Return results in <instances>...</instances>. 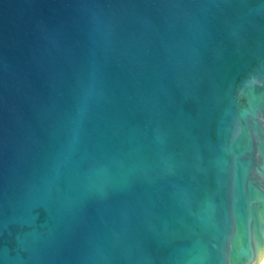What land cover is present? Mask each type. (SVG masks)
Instances as JSON below:
<instances>
[{"label":"water","instance_id":"95a60500","mask_svg":"<svg viewBox=\"0 0 264 264\" xmlns=\"http://www.w3.org/2000/svg\"><path fill=\"white\" fill-rule=\"evenodd\" d=\"M264 0H0V264H261Z\"/></svg>","mask_w":264,"mask_h":264},{"label":"bare ground","instance_id":"6f19581e","mask_svg":"<svg viewBox=\"0 0 264 264\" xmlns=\"http://www.w3.org/2000/svg\"><path fill=\"white\" fill-rule=\"evenodd\" d=\"M261 264H264V259H263V261H262V263Z\"/></svg>","mask_w":264,"mask_h":264}]
</instances>
